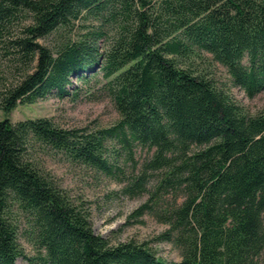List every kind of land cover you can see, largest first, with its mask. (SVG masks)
Returning <instances> with one entry per match:
<instances>
[{"label": "trees", "instance_id": "obj_1", "mask_svg": "<svg viewBox=\"0 0 264 264\" xmlns=\"http://www.w3.org/2000/svg\"><path fill=\"white\" fill-rule=\"evenodd\" d=\"M90 19L99 23L81 38L41 43ZM0 53L18 75L0 83L7 115L94 80L119 114L93 128L0 121V264H264V111L232 93L264 91V0H0ZM44 154L148 196L133 216L166 224L151 241L181 258L97 233L88 200Z\"/></svg>", "mask_w": 264, "mask_h": 264}, {"label": "rangeland", "instance_id": "obj_2", "mask_svg": "<svg viewBox=\"0 0 264 264\" xmlns=\"http://www.w3.org/2000/svg\"><path fill=\"white\" fill-rule=\"evenodd\" d=\"M74 29L61 28L57 33L41 39V43L59 47L68 39L81 38L87 31L93 28L92 23L98 24L96 19L89 21H76ZM86 25V26H82ZM101 40L100 44H103ZM216 75L225 79L226 71L222 65H217ZM11 62L0 53V83L12 82L18 75L13 74ZM16 73V72H15ZM75 83H81L73 77ZM95 80L92 87L86 92L85 87L79 96H67L60 98L55 94H48L34 103L19 104L10 114L0 110V121L9 117L18 122L29 118L49 117L64 127H106L114 124L119 114L112 103L108 93L95 90ZM91 93V94H90ZM93 93V94H92ZM232 93L237 101L244 105L250 112L264 111V91L253 98L248 97L239 87H232ZM44 167L56 177L61 185L70 190L74 196H82L88 200L94 230L112 240L137 239L151 242L158 254L168 259H180L178 250L171 242L163 241L160 244L151 241L167 228V225L157 218L145 212L142 216H133L148 196L142 198H129L122 193L124 183L117 178L106 175H93L85 172L80 167H75L61 155L44 154L42 156ZM26 252H34L32 246L23 241ZM18 264H30L24 259H19Z\"/></svg>", "mask_w": 264, "mask_h": 264}]
</instances>
